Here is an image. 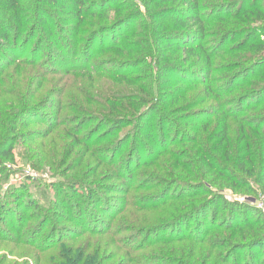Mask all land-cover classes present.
Masks as SVG:
<instances>
[{
  "label": "trees",
  "instance_id": "obj_1",
  "mask_svg": "<svg viewBox=\"0 0 264 264\" xmlns=\"http://www.w3.org/2000/svg\"><path fill=\"white\" fill-rule=\"evenodd\" d=\"M263 36L262 0H0V159L84 164L45 205L0 194V264H264V217L223 193H264Z\"/></svg>",
  "mask_w": 264,
  "mask_h": 264
},
{
  "label": "rangeland",
  "instance_id": "obj_2",
  "mask_svg": "<svg viewBox=\"0 0 264 264\" xmlns=\"http://www.w3.org/2000/svg\"><path fill=\"white\" fill-rule=\"evenodd\" d=\"M262 1L264 3V0ZM129 69L131 70L124 69V71L130 72V74H133V75H135L136 71L138 70L137 68H134V69L129 68ZM78 75L69 76V78L66 81L67 83L66 86L72 87L73 89L79 88L82 85L81 83L82 79ZM122 88L124 89L123 85L121 87H118L119 92L126 93V92H123ZM130 88L128 89L129 92L131 91ZM0 109H1V106H0ZM49 111L50 110L47 109V113H49ZM39 118L40 117L38 116V114H34L33 116H25L23 120L19 122V126H18L19 131H26L27 129H33L37 127V124H35L36 123L35 121H40V122L42 121V120H38ZM57 134L58 133L54 134L52 137H56ZM57 137H60V136H57ZM56 138L54 142L55 144L58 145L60 144L59 142L60 139H56ZM37 145L38 143H36V146ZM28 146H29V143H26L24 145H20L19 143L15 144L13 148L14 161L12 162L0 159V166L4 167L5 172L7 174L6 177H8V179L6 178L2 181L4 176L0 175V194L3 193L6 190V188H8L11 185H21L23 183H26L28 185V189H29L28 193H29L30 198H32L35 202H38L40 205H45L48 197L51 198L53 195L52 189L49 186L51 182L56 181L57 179L64 180L66 178L68 179L72 176H75V172L80 173V171L84 168V164H82V166L77 168L75 172L68 174L64 178H61V177L59 178V176L54 174L55 172L51 170L50 165L48 164V162L51 161L49 159L50 155L48 154V151H52L53 148L50 147L49 149H47V155H46V152H43L40 149H28ZM32 148H34V145ZM60 148L62 149V147ZM32 162L41 167L39 171L31 168L30 163ZM161 163L163 164L162 171L165 169H168L169 163L167 160L161 161ZM152 169L157 170V168L155 167H152V168L148 167L147 173L152 172ZM162 171L160 172L159 170H157L160 177L168 178ZM25 179H28V180L25 181ZM145 189H147V186L141 189L140 192L143 193ZM223 193L226 195V197H228L231 200L245 201V202L250 203L256 209V211H253L250 214V217L252 219H255L257 217V213H260L259 215L261 217H264V193L259 189L257 185L250 183L245 189L237 188L233 190V189L228 188L224 190ZM259 202L261 203V207L257 206ZM124 209H127V207H124ZM31 210L32 209L24 211L27 215L26 217L28 218L30 217L29 212ZM118 218L119 217H115L113 221L116 222V219ZM135 218H137V214L134 212H129L128 215L126 216V219L124 220L125 222L122 221L120 223L127 224L128 220H132ZM113 221L110 223L111 225L115 223ZM8 227H10V225H8ZM163 235H166V232L165 234L164 233L159 234V236H163Z\"/></svg>",
  "mask_w": 264,
  "mask_h": 264
},
{
  "label": "built area",
  "instance_id": "obj_3",
  "mask_svg": "<svg viewBox=\"0 0 264 264\" xmlns=\"http://www.w3.org/2000/svg\"><path fill=\"white\" fill-rule=\"evenodd\" d=\"M263 37H264V36H263ZM257 206H258V207H261V203L259 202Z\"/></svg>",
  "mask_w": 264,
  "mask_h": 264
}]
</instances>
